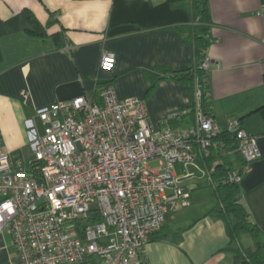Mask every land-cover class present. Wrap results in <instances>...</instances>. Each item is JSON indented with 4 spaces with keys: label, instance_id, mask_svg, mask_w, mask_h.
<instances>
[{
    "label": "crops",
    "instance_id": "0c3cea01",
    "mask_svg": "<svg viewBox=\"0 0 264 264\" xmlns=\"http://www.w3.org/2000/svg\"><path fill=\"white\" fill-rule=\"evenodd\" d=\"M189 1L0 0V134L13 166L24 170L31 160L26 120L37 109L80 95L97 100L106 85L120 99L141 98L156 125L191 124V118L178 122L169 116L191 100L189 83L169 77L194 65L193 46L179 31L192 25ZM208 3L212 24L205 27L204 58L210 61L212 112L223 130L239 118L258 137L261 156L241 181V198L264 234V0ZM104 51L116 53L112 69L100 68ZM174 203L162 228L167 236L150 237L144 245V264H234L225 250L224 221L208 213L216 202L192 216L179 213ZM251 245L252 239L245 246ZM16 261L5 233L0 264Z\"/></svg>",
    "mask_w": 264,
    "mask_h": 264
},
{
    "label": "built area",
    "instance_id": "2783aa9c",
    "mask_svg": "<svg viewBox=\"0 0 264 264\" xmlns=\"http://www.w3.org/2000/svg\"><path fill=\"white\" fill-rule=\"evenodd\" d=\"M115 62L116 53L102 52L100 68ZM201 67L210 70L208 58ZM201 89L197 82L194 118L183 127L154 124L141 98L120 99L112 85L97 100L80 95L39 108L26 120L30 172L13 166L0 134V236L11 238L12 264H144V245L163 228L170 204H191L178 169L214 170L199 157L210 154L223 129L201 109ZM226 131L244 163L228 179L241 182L261 156L258 137L239 118Z\"/></svg>",
    "mask_w": 264,
    "mask_h": 264
},
{
    "label": "trees",
    "instance_id": "16d2710c",
    "mask_svg": "<svg viewBox=\"0 0 264 264\" xmlns=\"http://www.w3.org/2000/svg\"><path fill=\"white\" fill-rule=\"evenodd\" d=\"M192 15V25L179 28L183 40L189 42L194 49V65L177 73H170L169 77L175 80H184L189 83L192 89L191 100L187 106L180 110H186L174 121L193 120L196 106L195 85L201 84V109L214 116L212 112V100L209 94V71L201 67L204 53L207 50L209 40L207 38L206 26L212 24L211 12L208 0H190L186 6ZM32 23L39 28L40 24L34 16L29 14ZM235 138L226 130L221 131L214 140L211 152L208 156L199 157L201 166L207 169L214 167L209 173L207 180L212 187L216 197L215 205L209 210V214L224 221L229 242L226 251L231 252L234 264H264V234L259 226L253 221L250 212L245 207L242 195V182L228 179L229 172L236 171L234 167L238 164V172L243 170V160L232 159L227 152ZM250 236L251 246L242 244L243 236ZM167 234L161 230L152 234L153 239L166 237Z\"/></svg>",
    "mask_w": 264,
    "mask_h": 264
},
{
    "label": "rangeland",
    "instance_id": "374dc122",
    "mask_svg": "<svg viewBox=\"0 0 264 264\" xmlns=\"http://www.w3.org/2000/svg\"><path fill=\"white\" fill-rule=\"evenodd\" d=\"M157 164V160H151L150 162L152 168L156 167ZM24 168L25 171L30 172L32 170L29 161L25 163ZM178 172V176L182 180L183 186L191 193L192 202L188 206H183L179 202L174 203L173 206L177 205L179 213L187 214L188 216L197 215L216 202L212 187L207 182V179L210 178L208 172L195 165H188L183 169H178ZM243 239L242 244L245 246L251 238L250 236L244 235Z\"/></svg>",
    "mask_w": 264,
    "mask_h": 264
}]
</instances>
